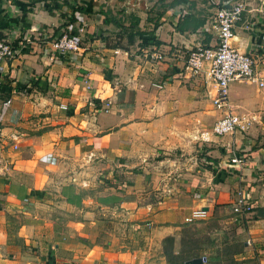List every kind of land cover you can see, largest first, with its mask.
Instances as JSON below:
<instances>
[{
  "label": "crops",
  "instance_id": "1",
  "mask_svg": "<svg viewBox=\"0 0 264 264\" xmlns=\"http://www.w3.org/2000/svg\"><path fill=\"white\" fill-rule=\"evenodd\" d=\"M240 1L231 46L263 70L264 0ZM223 2L0 0V35L14 45L0 63V264H165L162 240L194 210L226 215L237 184L260 211L244 222L245 264H264V89L229 86L246 137L196 142L220 113L205 69L182 71L190 50L216 45ZM71 8L83 12L70 23L80 48L57 58L50 42ZM192 143L217 160L192 168ZM229 148L244 157L238 168L223 160ZM226 168L229 188L222 173L219 185L205 177ZM149 187L166 194L144 200Z\"/></svg>",
  "mask_w": 264,
  "mask_h": 264
},
{
  "label": "built area",
  "instance_id": "2",
  "mask_svg": "<svg viewBox=\"0 0 264 264\" xmlns=\"http://www.w3.org/2000/svg\"><path fill=\"white\" fill-rule=\"evenodd\" d=\"M217 8L211 19V29L215 34L216 45L213 48L196 46L189 51L184 60L182 71L188 78L200 75L205 69L207 76L214 85V95L211 100L212 107L220 113V117L213 123L210 133H202L201 141L206 142L209 135L221 137L231 135L249 126V120L234 114L228 105V89L232 83L246 82L254 83L257 89H264V69L254 70L253 62L247 55L237 52L231 46L233 38L232 29L239 20L243 10V3L240 0H228ZM81 26L77 24L67 25L66 30L50 42L53 55L57 58L78 52L80 46ZM14 50L5 42L0 41V63L12 58ZM153 59L162 62L161 55H154ZM157 90L162 89L161 84H151ZM106 106V105H105ZM65 109V108H62ZM253 121V118H250ZM244 157L233 154L229 158V167H239L243 164ZM239 183V182H238ZM253 209L249 195L245 187L237 184L234 198L230 203V213L234 216V221L239 220ZM206 218V212L201 209L192 211L189 216L183 218V224ZM250 245L251 240L245 241Z\"/></svg>",
  "mask_w": 264,
  "mask_h": 264
},
{
  "label": "rangeland",
  "instance_id": "3",
  "mask_svg": "<svg viewBox=\"0 0 264 264\" xmlns=\"http://www.w3.org/2000/svg\"><path fill=\"white\" fill-rule=\"evenodd\" d=\"M248 129L249 127L245 128L243 131L237 129L236 132H240L243 137H246L243 132H246ZM206 133H210V129L207 130ZM233 134L217 137V139L222 140L231 138ZM200 137L201 133L198 134V139H195V141L202 142ZM211 137L214 136L209 135V138ZM199 150V145H197V143H192L190 151L192 152V158L190 159L191 165L193 166L192 168L206 166L208 158L217 160L212 157L213 155L208 153V148H201V150ZM223 152V160L229 161V152L233 151ZM205 154L206 156L208 154V157H205ZM228 168L224 171L208 172L205 174V177L208 181L211 179L212 183L219 185L217 179L219 178V174L221 175L222 173V182L227 186L229 185V188L230 184L228 180L235 174L231 173V171L229 172ZM199 172V170L192 171L191 169L190 176H192V178H197L200 176V174H198ZM233 181L236 182V179L234 178ZM213 188L219 190L218 187L213 186ZM200 190H204L203 187H201ZM232 191L234 192V190ZM245 191L247 194L249 193L246 188ZM162 193L163 195L166 194V190H162L161 188L155 190V187H149L145 189L142 194L144 195V200L149 201L150 198L153 200L159 199ZM217 212L220 214L219 211ZM253 216L254 210L252 209L250 213L234 221V216L229 211L226 215L219 217L210 218L206 216L203 220H196L191 223L176 226L173 235L166 237L168 238L166 241H163L164 238L161 242V255L165 264H182L192 259H199L202 261V264H245L247 261L246 258L253 255V242L251 241L252 243H250V245H246L245 243L247 239H250V235L247 234L244 222H246L247 218L251 219Z\"/></svg>",
  "mask_w": 264,
  "mask_h": 264
},
{
  "label": "trees",
  "instance_id": "4",
  "mask_svg": "<svg viewBox=\"0 0 264 264\" xmlns=\"http://www.w3.org/2000/svg\"><path fill=\"white\" fill-rule=\"evenodd\" d=\"M83 12H82V10L80 9V8H71L70 10H69V13H68V17H67V23L68 24H70V23H73V22H75V20H74V14H82ZM61 29H66L65 27L63 28H61ZM133 35V34H132ZM130 38V37H129ZM128 38V39H129ZM4 39H3V37L0 35V41H3ZM11 47L13 48L14 47V45H11ZM6 98V97H5ZM254 210V214L255 215H257V216H260V211H257V210H255V209H253ZM166 240H168V238H165L163 241H166ZM192 260H196V259H192ZM190 261V260H189ZM186 262H188V261H186ZM182 264H185V262H183ZM202 264V263H201Z\"/></svg>",
  "mask_w": 264,
  "mask_h": 264
},
{
  "label": "water",
  "instance_id": "5",
  "mask_svg": "<svg viewBox=\"0 0 264 264\" xmlns=\"http://www.w3.org/2000/svg\"><path fill=\"white\" fill-rule=\"evenodd\" d=\"M205 211V210H204ZM202 261L199 260V259H196V260H190L188 262H185V264H201Z\"/></svg>",
  "mask_w": 264,
  "mask_h": 264
}]
</instances>
